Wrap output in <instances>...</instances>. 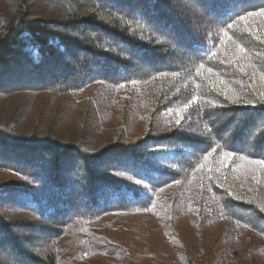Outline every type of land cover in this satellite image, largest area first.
I'll return each instance as SVG.
<instances>
[{
  "label": "trees",
  "instance_id": "obj_1",
  "mask_svg": "<svg viewBox=\"0 0 264 264\" xmlns=\"http://www.w3.org/2000/svg\"><path fill=\"white\" fill-rule=\"evenodd\" d=\"M264 264V0H0V264Z\"/></svg>",
  "mask_w": 264,
  "mask_h": 264
},
{
  "label": "rangeland",
  "instance_id": "obj_2",
  "mask_svg": "<svg viewBox=\"0 0 264 264\" xmlns=\"http://www.w3.org/2000/svg\"><path fill=\"white\" fill-rule=\"evenodd\" d=\"M175 264H177V263H175Z\"/></svg>",
  "mask_w": 264,
  "mask_h": 264
}]
</instances>
